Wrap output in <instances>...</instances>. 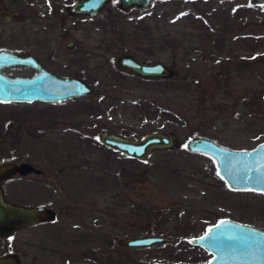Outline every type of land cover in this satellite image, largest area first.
<instances>
[{
	"label": "rangeland",
	"instance_id": "1",
	"mask_svg": "<svg viewBox=\"0 0 264 264\" xmlns=\"http://www.w3.org/2000/svg\"><path fill=\"white\" fill-rule=\"evenodd\" d=\"M71 1L49 0L46 13L44 0H0V7L25 11L0 25L1 47L31 51L49 72L91 88L61 102H0V156L39 169L22 179V193L7 195L57 211V222L42 230L39 259L24 260L203 264L209 254L187 237L221 218L264 228V194L226 186L214 160L185 148L193 136L238 150L264 143V4L154 0L120 11L110 0L94 16L69 17ZM125 54L159 61L174 75L142 79L117 65ZM100 130L136 139L172 130L180 144L140 162L99 144ZM145 235L179 238L135 248L117 243Z\"/></svg>",
	"mask_w": 264,
	"mask_h": 264
},
{
	"label": "water",
	"instance_id": "2",
	"mask_svg": "<svg viewBox=\"0 0 264 264\" xmlns=\"http://www.w3.org/2000/svg\"><path fill=\"white\" fill-rule=\"evenodd\" d=\"M110 0H76L65 9L67 16H92L97 14ZM154 0H117L120 11L149 7ZM221 1V0H219ZM251 4H264V0H250ZM19 12L0 9V18L11 20ZM73 42H67L66 48H71ZM117 65L128 69L142 78L169 79L174 75L173 69L161 62L142 64L127 54L118 58ZM20 66L33 69L34 75L30 77L12 76L3 73L4 69L19 68ZM32 55L15 54L10 50H0V102L9 103L33 101L61 102L64 99L79 98L91 94L87 82L73 77H59L43 69ZM97 141L107 149L121 153L127 158L143 161L158 150L176 149L180 144L176 133L171 131H154L140 136V138L126 137L114 134L109 130L97 132ZM185 148L188 151L209 156L214 160L217 175L225 185L232 189H253L264 194V143L257 144L252 149H230L216 143V141L203 137H192L187 140ZM18 171L21 175L27 172H36L39 169L28 162L16 161L0 164V179ZM12 219L15 225H28L39 221H49L55 218L54 210L43 205L27 206L13 205L5 202L0 192V219ZM9 225V224H8ZM3 225L0 224V228ZM1 233V231H0ZM179 237L172 236H134L118 240L120 246L135 248L156 244V242L177 241ZM188 242L201 246L209 254L208 260L203 264H264V228H257L234 219H219L211 223L196 237H187Z\"/></svg>",
	"mask_w": 264,
	"mask_h": 264
},
{
	"label": "flooded vegetation",
	"instance_id": "3",
	"mask_svg": "<svg viewBox=\"0 0 264 264\" xmlns=\"http://www.w3.org/2000/svg\"><path fill=\"white\" fill-rule=\"evenodd\" d=\"M44 1H45V3L43 5V7L44 8L46 7V13L52 12L53 11L52 10L53 7L48 2L49 0H44ZM74 1H76V0H74ZM71 2H73V1H71ZM68 5H66L64 7V9ZM7 8L8 7H0V9H7ZM8 10L19 12V14H18V16L16 18L11 19V20H9V19L4 20V19L0 18V25H2L4 23L12 22V21H18V19L19 20L22 19L23 15H25V11L23 9L12 10V9L8 8ZM65 12H66V9H65ZM65 15H66V13H65ZM82 15L83 14L78 15V16H82ZM71 16H69V17H71ZM83 17H86V16H83ZM87 17H91V16H87ZM67 42H70V41H67ZM71 42H73V44H72V47H73L74 41H71ZM64 46H65V44H64ZM71 48H67V49H71ZM0 50H7V51L10 50L11 52H13L15 54H19V55L20 54H22V55H32V57L34 59H36L39 63H41L38 60V58L36 57V55L34 53H32L31 51L23 52V51L20 50V52H18V51H15V50H11V48H5V47H1V46H0ZM139 63H141V62H139ZM142 64H146V63H142ZM149 64H151V63H149ZM42 65H43V63H42ZM20 68H22L23 70L28 71L29 74L28 75H22V74L21 75H12L11 73H9L10 69H19L20 70ZM10 69H4L3 73L6 74V75H12L14 77L15 76L30 77L32 74L34 75V71H33L32 68L28 69V68H24V67L20 66L19 68H12L11 67ZM43 69L46 70L44 67H43ZM121 69H123V68H121ZM124 70H126V69H124ZM46 71H48V70H46ZM133 74H134V72H133ZM134 75H136V74H134ZM136 76H138V75H136ZM140 78H142V77H140ZM142 79H148V78H142ZM160 80H162V79H160ZM1 102L3 103V101H1ZM22 102H24V101H22ZM9 103H11V102H9ZM16 161H20V159H18L15 155L14 156H5V155L4 156H0V164H4L5 162L14 163ZM20 162H22V161H20ZM29 173L37 174V173H39V171H36L35 173L30 171V172H27L24 175H21L20 173H18V171H15V173H11L8 176H6L5 178H1L0 179V192H2V197L5 200V202L6 201L10 202L13 205H16V204L17 205H22L23 207H27V206L34 207V206H38V205H43V204L32 205L31 203L30 204L29 203L25 204L22 201H17V200L11 199V198H13L11 196H16L17 194L22 193V191H21L22 190L21 189L22 183L21 182L24 181L22 179H25L26 176H28ZM7 193H10L11 196L7 195ZM43 206L46 207V208L49 207L52 210H54L53 207L49 206V204H48V206L47 205H43ZM56 213H57V211L54 210L55 218L53 220L39 221L38 223H35V224L31 223V224H28V225H25V226L18 225V227H14V228H12V225L13 226L15 225V221L14 220L8 219V218L7 219H2V220L0 219V224L3 225L0 228V231H1V233H0V264H33V262L31 260L28 262V261L24 260V258L28 257L30 259V257L32 256L34 258V260H33L34 262L37 259H39L38 257L41 254L40 252L42 251V248H44V245H45L44 244L45 243V239L44 238H46L45 234L43 233L44 231H42V230L47 228L51 223H56L57 222ZM48 230L49 229H47V231ZM69 231L71 232L70 228L68 229V232ZM49 232H51V231L49 230ZM45 233H46V231H45ZM82 237L83 238H85V237L87 238L86 235H82ZM37 263H40V261L37 262Z\"/></svg>",
	"mask_w": 264,
	"mask_h": 264
}]
</instances>
